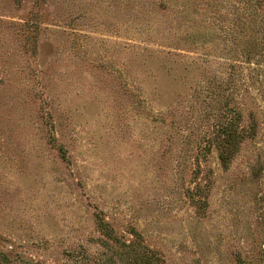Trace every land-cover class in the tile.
Here are the masks:
<instances>
[{
    "label": "rangeland",
    "instance_id": "1",
    "mask_svg": "<svg viewBox=\"0 0 264 264\" xmlns=\"http://www.w3.org/2000/svg\"><path fill=\"white\" fill-rule=\"evenodd\" d=\"M133 232L264 264V0H0V264H128Z\"/></svg>",
    "mask_w": 264,
    "mask_h": 264
},
{
    "label": "trees",
    "instance_id": "2",
    "mask_svg": "<svg viewBox=\"0 0 264 264\" xmlns=\"http://www.w3.org/2000/svg\"><path fill=\"white\" fill-rule=\"evenodd\" d=\"M223 161H227V158L222 156ZM133 236L135 237V241L130 242V244H122L124 247L132 248L136 250L138 253H136V257L133 259L130 257V259L127 260L128 264H163L162 259L157 255L156 252L152 251L151 249L143 246L139 243L138 239L140 240V235L136 232H133ZM118 243V241H116ZM105 245H108L105 243ZM109 246V245H108ZM140 248H143L140 250ZM99 264H111L107 262L105 259L101 260ZM117 264V263H113Z\"/></svg>",
    "mask_w": 264,
    "mask_h": 264
}]
</instances>
